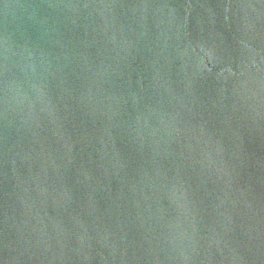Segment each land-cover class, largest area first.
<instances>
[{
  "label": "water",
  "instance_id": "water-1",
  "mask_svg": "<svg viewBox=\"0 0 264 264\" xmlns=\"http://www.w3.org/2000/svg\"><path fill=\"white\" fill-rule=\"evenodd\" d=\"M0 264H264V0H0Z\"/></svg>",
  "mask_w": 264,
  "mask_h": 264
}]
</instances>
